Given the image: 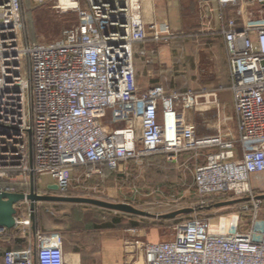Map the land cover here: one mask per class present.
I'll use <instances>...</instances> for the list:
<instances>
[{
    "label": "built area",
    "instance_id": "obj_1",
    "mask_svg": "<svg viewBox=\"0 0 264 264\" xmlns=\"http://www.w3.org/2000/svg\"><path fill=\"white\" fill-rule=\"evenodd\" d=\"M75 1L77 25L28 43L21 0H0V192L27 194L32 176L37 184L50 176L66 193L78 168L87 169L86 179L105 170L122 176L130 161L218 148L196 167L194 185L201 197L244 200L239 210L192 218L158 243H141L145 233L134 229L133 245L143 247L145 264H264L263 200L255 194L264 188V0H200L207 10L202 31L225 41L235 139L197 136L186 110L198 107L200 96L160 85L139 90L135 45L179 35L168 24H146L141 0ZM4 259L66 264L64 241L38 234L34 246Z\"/></svg>",
    "mask_w": 264,
    "mask_h": 264
},
{
    "label": "crops",
    "instance_id": "obj_2",
    "mask_svg": "<svg viewBox=\"0 0 264 264\" xmlns=\"http://www.w3.org/2000/svg\"><path fill=\"white\" fill-rule=\"evenodd\" d=\"M141 2L146 24L154 21L168 24L179 35L166 43L157 44L149 40L135 45L134 63L139 90L146 92L160 85L167 91L180 94L192 92L200 96L201 104L186 110V115L187 120L196 125L197 136H215L220 133L226 139L237 138L238 122L230 90L225 41L217 32L202 31L204 15L201 17V12L199 17L200 0ZM142 52L146 55H142ZM205 99L209 102L205 103ZM205 149L202 154H197L201 159L199 165L206 164L208 156L219 150ZM38 184L39 190H43L44 185L41 182ZM50 205L39 204L36 230L23 224L30 220L28 205L18 206L17 226L12 230L0 229V264H6L4 254L7 251L22 250L29 244L34 246L38 234H53L47 225L52 211ZM110 224L109 228L94 225L85 227L78 244H70L73 232L70 225L63 230V233L68 232V241L64 246L66 264H145V253L141 255L142 247L133 245L134 240L138 239L133 234V220L125 218L120 223ZM146 235L140 239L141 243H148L144 241ZM33 264H37L36 259Z\"/></svg>",
    "mask_w": 264,
    "mask_h": 264
},
{
    "label": "rangeland",
    "instance_id": "obj_3",
    "mask_svg": "<svg viewBox=\"0 0 264 264\" xmlns=\"http://www.w3.org/2000/svg\"><path fill=\"white\" fill-rule=\"evenodd\" d=\"M81 1L85 6V1ZM59 5L60 0H23L27 28L32 40L47 42L57 39L65 30L78 24L77 12L58 9ZM201 12V17L207 14V10L202 6L199 17ZM202 150L206 149L185 151L171 157L160 154L130 161L125 165L127 170L122 176L105 171L102 177L86 179L84 175L86 168L75 169L70 175L69 190L66 193L57 192V195L129 204L138 210L150 213L152 217L129 215L91 205L51 203L52 211L49 214L48 230L62 237L65 246L68 241V232L63 233V230L69 225L71 228L75 225L79 226V230H73L69 239L70 244H78L83 236L80 234L84 233L81 229L92 225L108 224L114 218L120 220L128 218L133 220L135 229L147 234L144 241L158 243L172 239L177 226L192 218L217 220L237 212L239 207L235 205L216 207V204L229 201L201 197L198 194L194 185V172L196 166L201 164L197 154L200 152L202 154ZM39 182L44 186L55 183L50 176H42ZM47 194L55 193L48 191ZM255 194L257 196L264 194V188L257 186ZM186 209H191L192 212L179 214L174 218L163 217ZM262 212L264 217V200ZM138 247L142 246L139 244Z\"/></svg>",
    "mask_w": 264,
    "mask_h": 264
},
{
    "label": "water",
    "instance_id": "obj_4",
    "mask_svg": "<svg viewBox=\"0 0 264 264\" xmlns=\"http://www.w3.org/2000/svg\"><path fill=\"white\" fill-rule=\"evenodd\" d=\"M49 191L55 194L48 195L47 193L41 194L39 185L34 176L31 177L29 193H8L0 192V229L12 230L17 226V215L20 212L18 206L20 204H26L29 207L31 228L36 230V215L39 204L42 203H65V204H77V205H91L98 208L125 213L129 215L152 217L150 213L136 209L129 204L110 203L93 198L85 197H64L59 196L58 186L50 185L47 187ZM258 199L264 200V194L259 195ZM244 200H235L229 202H222L216 204V207H224L238 204ZM192 212L191 209L182 210L173 214L165 215L164 218H174L179 214H186Z\"/></svg>",
    "mask_w": 264,
    "mask_h": 264
},
{
    "label": "trees",
    "instance_id": "obj_5",
    "mask_svg": "<svg viewBox=\"0 0 264 264\" xmlns=\"http://www.w3.org/2000/svg\"><path fill=\"white\" fill-rule=\"evenodd\" d=\"M21 4H22V14H23V19H24V24H25V36H26V40H27L28 43L36 42V41L32 40L31 37L29 36V32H28V28H27V23H26V16H25V13H24L23 0H21ZM105 171L109 173L108 170H105ZM120 221L121 220L119 218H114V220L112 222L113 223H120ZM94 226H102V227H105V228H109V227H111V224L108 223V224L94 225ZM72 229L73 230H79V226L78 225H75V226L72 227ZM81 230H83V229H81Z\"/></svg>",
    "mask_w": 264,
    "mask_h": 264
},
{
    "label": "bare ground",
    "instance_id": "obj_6",
    "mask_svg": "<svg viewBox=\"0 0 264 264\" xmlns=\"http://www.w3.org/2000/svg\"><path fill=\"white\" fill-rule=\"evenodd\" d=\"M60 4L62 9L64 10H74L76 8V4L77 2L75 0H60ZM143 249V247H142ZM141 252L143 253V251L141 250ZM141 253V255H142Z\"/></svg>",
    "mask_w": 264,
    "mask_h": 264
}]
</instances>
